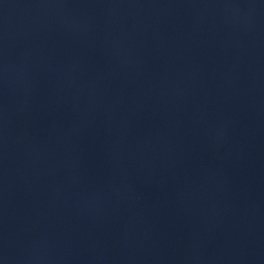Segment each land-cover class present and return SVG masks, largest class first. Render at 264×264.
I'll return each mask as SVG.
<instances>
[{"label":"water","instance_id":"water-1","mask_svg":"<svg viewBox=\"0 0 264 264\" xmlns=\"http://www.w3.org/2000/svg\"><path fill=\"white\" fill-rule=\"evenodd\" d=\"M0 264H264V0H0Z\"/></svg>","mask_w":264,"mask_h":264}]
</instances>
